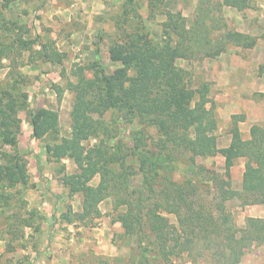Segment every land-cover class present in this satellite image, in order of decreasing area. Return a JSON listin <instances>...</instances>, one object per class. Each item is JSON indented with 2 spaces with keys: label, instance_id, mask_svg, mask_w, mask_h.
<instances>
[{
  "label": "rangeland",
  "instance_id": "374dc122",
  "mask_svg": "<svg viewBox=\"0 0 264 264\" xmlns=\"http://www.w3.org/2000/svg\"><path fill=\"white\" fill-rule=\"evenodd\" d=\"M229 1L163 0L160 3H154L147 0H0L1 103L5 104L8 98H13L17 106L16 116L21 123L24 120V124L29 125L26 119L27 113L35 107H41L44 98L53 96L54 100L59 103L64 100L61 104L62 118L58 128V132H61L63 136L56 142L45 144L41 139L35 140L32 137L30 140L21 131L19 132L20 142L18 140L15 145L3 143L0 138V166L6 165L17 156L25 164L28 178L26 186H12L6 178H0V264H12L14 260L12 254L17 249H25L29 244H34L35 240L36 243L38 241L35 236H38L41 231L40 225L44 220V215L41 210H28V200L25 199L28 189H36L40 183L44 186L48 183L47 177L40 173V168L36 165L38 164L37 153L44 155L47 163L54 164L53 169H57L58 174L56 175L60 176L56 181L66 190L61 194V210L55 211L57 217L51 221V229L59 232L61 238L66 241L73 237L74 243L78 238L77 227L83 225L92 228L98 224L96 221L98 217L93 212H90L86 218H79L83 212V195L80 192L70 195L69 189L61 180L63 175L78 172L74 161L64 156L57 162L54 157L46 154L47 145L52 146L60 143L62 138L71 137L73 131L71 110L75 92L68 89L67 85H75L81 76L85 80L94 82L93 85L86 86L81 99L87 109L85 111L88 115V122L94 130L92 132H95L83 141L82 145L89 148L104 142L110 146L109 154L119 152L115 150L119 146L122 150L119 152V159L112 161L110 166L115 178L109 180L111 190L109 189L110 193L103 200L105 201L103 204L111 203L113 206L117 200L125 201L126 199L134 202L137 195L133 191L143 187V178L137 169L142 166V160H150V155L147 154L149 151L157 152L159 140L164 137L160 125H157L161 124L162 114L153 112L143 118L140 116L133 118L129 114L134 97L129 96L128 98L126 94L124 95L122 89H125L129 83L119 71L125 73L126 77H133L136 75L137 67L134 66V62L127 66L120 61L111 60L109 55L111 44L116 42L119 44L127 37L129 42L140 44L141 36H145L151 41V46L158 47L159 41L165 42L169 39L168 35L163 33V24L169 13L174 16L176 27V31L170 36L172 40L177 41L176 34L181 32V17L186 30L194 32L193 41L188 42L190 46L204 44L205 40H211L210 45L205 44L209 54L221 48V53L217 56H207L201 52L186 58L175 59V66L184 72L183 83L187 92L199 90L203 84H207V98L213 102V114L217 124L214 132L216 138L218 126L221 124H219L215 111L216 104L212 97V92L216 90L210 76L211 71L215 69L220 71L223 64L237 62V66L254 67L259 75L264 73V0H231L232 3H227ZM60 5L74 8L75 12L80 13L78 15L80 19L65 21L63 16H61L62 19L57 18L54 13L55 7ZM79 6L81 9H76ZM233 33L241 34L247 39L231 37ZM71 35L74 37L71 38ZM240 42H254V46L242 47ZM43 46H46V58L43 56ZM248 55L253 56V62L262 63L256 67L252 61L246 60ZM100 70L103 76L110 79L113 88L112 97L108 93L106 83L101 79ZM58 91L62 92L60 100H58ZM22 94L27 95V100L23 99ZM137 94L142 95L144 92L139 89ZM163 94L167 97L171 96L169 91H163ZM22 102L27 107L25 110L21 109ZM1 103L0 108L3 106ZM61 105H58L59 109ZM190 106L192 107L193 103ZM205 106L208 109L211 103ZM10 115L12 117L11 112ZM259 119V124L255 125L264 130V115H259ZM7 122L12 124V119H8ZM166 124L177 123L168 121ZM229 126L228 129L231 130L232 124ZM138 132H140L139 137L141 133L143 134L142 142L146 146L140 155L141 159L136 161L127 151L134 145ZM187 134L188 137L193 138L192 127L187 129ZM187 157V154L181 153L178 158L184 163L183 160ZM221 159L220 155L195 159L197 166L212 172L210 176L214 174L216 176L215 184L212 185L214 199L211 200L212 196H208L205 201L207 206H211L210 203L214 205L220 202L221 195L219 196L217 185L220 186L228 181L229 185L225 187L234 191L235 184L232 176L229 180L224 177V164L220 161ZM64 160L67 162L64 163ZM66 166L69 167L68 171L63 173ZM232 169L234 175L239 176L242 172L241 161L236 160ZM158 174L160 176L169 175L177 183L183 180L181 174L171 172L165 166V161L159 168ZM35 175L39 178L37 185L32 182ZM99 181V176H95L88 182V185L96 187ZM153 201L154 199L151 200ZM243 202L241 197H233L224 203L226 214L229 215L237 229L245 227V225L241 226L245 206L256 205L243 204ZM126 210L127 207L124 204L119 205L115 210L113 206L111 212L106 211L104 216L110 217L111 221H116V218ZM163 214L169 220V224L177 227L174 215ZM213 215L217 218V211H214ZM247 218L249 217H245V222ZM122 231L121 241L131 244L130 256L124 261L114 260L110 262L111 264H136L135 258L138 260L147 258L148 262L143 259V264L221 263L215 255V248H207L204 238L197 237L198 239L191 245L189 252L176 254L179 248H175L176 255L172 254L169 260H163L159 257L157 247H149L150 253L147 257H143L139 249L134 248L136 231L130 233L123 227ZM238 264H264V244L248 249Z\"/></svg>",
  "mask_w": 264,
  "mask_h": 264
},
{
  "label": "trees",
  "instance_id": "16d2710c",
  "mask_svg": "<svg viewBox=\"0 0 264 264\" xmlns=\"http://www.w3.org/2000/svg\"><path fill=\"white\" fill-rule=\"evenodd\" d=\"M147 1L160 3L163 0ZM180 23L181 32L176 34L177 41L170 37L176 31V27L174 16L168 13L167 20L163 24V33L167 34L169 39L165 42L159 41L158 47L151 46V41L145 36H141L140 44L129 42L127 37L122 39L121 43L116 44V42L109 46L111 60L120 61L127 66L134 62V66L137 67L136 75L133 77H126L125 73L119 71L129 83L125 89H122L124 95L126 94L128 98L134 97L129 114L133 118L137 116L143 118L153 112L162 114L161 124L157 125H160L161 133L164 135L163 139L159 140L157 152H146L150 155V160H142V166L137 169L142 175L143 187L133 191L137 195L135 201L126 199L114 203V210L122 204L127 207L126 212L121 213L116 221L120 222L126 231L130 233L136 231L134 248L139 249L143 257H147L150 253L149 247H157L159 257L169 260L172 254L189 252L196 239L204 238L207 248H215V255L221 260L220 264H238L248 249L264 244V219L249 217L246 219L245 227L237 229L226 214L224 203L230 198L241 197L243 204L264 205V130L253 125L250 129V138L243 140L236 124L243 119V116H232L231 143L227 148L217 147L214 136L217 124L213 114V102L207 98V84H203L199 90L187 92L183 83L184 72L175 66V59L201 52L207 56H217L221 53V48L209 54L205 44L210 45L211 40L190 46L188 42L193 41L194 32L186 30L181 17ZM231 37L247 39L238 33L231 34ZM241 44L246 48L254 46V42ZM45 48L46 46H43L42 51L46 58ZM96 52L98 53V49ZM100 74L112 97L113 88L110 79L103 76L102 70ZM88 84L93 85L94 82L85 80L81 76L75 85H67L68 89L75 92L71 110L73 124L71 137L62 138L60 143L46 146V154L54 157L57 162L67 156L77 166L78 172L63 175L61 180L69 189L70 195L79 192L83 195V212L79 215L80 219L86 218L90 212L98 218L101 217L98 204L108 197L109 189L111 190L109 180L115 178L110 166L112 161L119 159V152L122 151L119 146L115 148L116 152H119L109 154L110 146L104 142L89 148L82 145L83 141L95 134L92 132L94 130L88 122L85 111L87 109L81 99L83 90ZM139 89H142L144 94L138 95ZM163 91H169L171 96H165ZM61 93L58 91V100ZM22 97L27 100L26 94H22ZM191 103H193L192 107ZM207 103H211L208 109L205 106ZM2 105L0 138L3 143L15 145L21 128V120L16 116V102L13 98H8ZM20 106L22 110L27 108L23 102ZM10 112L12 117L9 116ZM27 115L26 119L31 127L33 139L39 140L48 133L58 132V111L35 107ZM8 119H12V124L7 122ZM168 121L177 124H166ZM181 122L182 124H178ZM189 127H192L193 138L188 137ZM139 135L140 132L136 133L134 145L127 151L136 161L141 159L140 155L146 146L142 142L143 134L141 133V137ZM181 153L188 155L184 158V163L178 158ZM217 155L224 159V177L227 180L231 176L230 171L236 160L246 159L242 174V190L230 191L229 187H225L229 182H223L222 185L216 186L219 196L221 195L220 202L214 205L210 203L211 206H207L205 201L208 196H212V185L215 184L216 176L215 174L210 176L212 172L197 166L195 159ZM164 161L171 172L175 171L182 175V182L177 183L169 175L158 174ZM95 176H99L98 185L89 186L88 182ZM1 177L6 178L12 186H26L28 183L26 166L17 156L6 165L0 166ZM201 197L203 198L200 199ZM210 199L213 200V196ZM214 211L218 213L217 218L213 215ZM163 213L174 215L177 227L169 224ZM36 230L38 231V228ZM175 248H179L176 254ZM143 259L148 262L147 258ZM143 259L135 258L136 264H143Z\"/></svg>",
  "mask_w": 264,
  "mask_h": 264
},
{
  "label": "crops",
  "instance_id": "0c3cea01",
  "mask_svg": "<svg viewBox=\"0 0 264 264\" xmlns=\"http://www.w3.org/2000/svg\"><path fill=\"white\" fill-rule=\"evenodd\" d=\"M76 9L80 10L81 8L79 6ZM54 13L59 19H62L61 16H63L65 21L80 19L78 16L80 13L75 12L72 7L60 5L55 7ZM73 13L74 15L72 16ZM73 37L74 35H71V38ZM246 60L252 61L256 67L262 63L260 61L253 62L254 59L251 55H248ZM236 66L237 62L223 64L220 71L215 69L210 74L216 90L212 92L213 101L216 104L215 111L219 124H221L218 126L216 133V144L220 149L227 148L231 143L232 135L228 128L230 124H233L232 116H243V119L237 121L236 124L241 138L247 140L250 138L251 127L259 124V115H264V73L259 75L257 70H254V67L247 68L244 65H238L237 68ZM58 103L51 96L50 98H44L41 107L48 110H58L60 123L62 118L61 104L64 103V100ZM58 105H61L60 109ZM20 131L25 133L27 139L31 140V129L29 125L24 124V120H22ZM60 133H48L41 140L45 144L56 142L63 136ZM20 139L21 136L19 135V142ZM37 157L38 164L36 165L40 168V173L47 177L48 181H46L48 183L45 186L41 183L37 185L39 178L35 175L32 182L36 183L37 187L36 189H28L25 199L28 200L27 209L41 210L44 220L40 225L41 231L39 235L35 236V239H38L37 243L35 240L34 244H29L25 249H17L12 254L14 258L12 264H111L110 262L114 260L124 261L128 259L131 252V244L121 241L123 235L121 224L118 221H111L108 216H104L106 211L111 212V209H113L111 203L103 204L105 201H101L98 204V210L103 217L96 219L98 224L92 228L83 225L77 227L78 238L75 239L74 243L73 237L68 238L66 241L61 238L59 232L51 229V221H54L55 217H57L55 211L61 210V194L66 190L57 182L60 176L56 175L58 173L57 169H53L54 164L47 163L44 155L37 153ZM221 158L220 161L224 164V159L223 157ZM238 161H241L242 172L239 176H235L234 170L231 169L230 175L235 184L233 190L240 192L242 190V174L245 160L239 158L237 159ZM63 162L67 161L64 160ZM68 168L66 166L62 172L66 173ZM242 215V227L245 225V217L264 219V205L245 206Z\"/></svg>",
  "mask_w": 264,
  "mask_h": 264
}]
</instances>
